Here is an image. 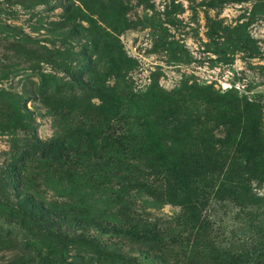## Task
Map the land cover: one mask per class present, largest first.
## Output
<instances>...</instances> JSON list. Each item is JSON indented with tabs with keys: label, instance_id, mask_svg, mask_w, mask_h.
<instances>
[{
	"label": "rangeland",
	"instance_id": "1",
	"mask_svg": "<svg viewBox=\"0 0 264 264\" xmlns=\"http://www.w3.org/2000/svg\"><path fill=\"white\" fill-rule=\"evenodd\" d=\"M192 124L264 197V0H0V264H163L157 229L170 261L264 264L261 205L209 195L202 229L179 204Z\"/></svg>",
	"mask_w": 264,
	"mask_h": 264
},
{
	"label": "trees",
	"instance_id": "2",
	"mask_svg": "<svg viewBox=\"0 0 264 264\" xmlns=\"http://www.w3.org/2000/svg\"><path fill=\"white\" fill-rule=\"evenodd\" d=\"M94 87L98 88V91L100 92V98L103 100L105 98V92L107 91V88L98 85H94ZM84 88L87 87L82 86L80 89L84 90ZM200 89H202V91H205L204 89L206 88L200 87ZM174 93H176V95L177 93L179 94V89H174L168 93H165L164 97H159V95L157 97V95H155L150 98H161L164 101L173 102L176 98L173 100V97H171V95H173ZM150 102L152 105H154V103L156 104V101H154L153 103V100L151 99ZM170 106L171 105H168L167 107L170 109ZM182 135L186 136V151L180 153L179 164L181 167H183L182 170L186 168L188 171H191L192 169L195 170L197 178L193 179V182L196 183L195 189L198 190L197 198H199L198 200L197 198H195L193 201L189 198L183 201H178L180 205L182 204L187 209V218L190 220L189 222L194 224L196 223L197 226H200L202 229L208 227V223L201 217V211L203 210L204 202L209 195H211L215 199H221L223 196H230L231 198L236 199L237 202L240 203V205H261V207L264 209V197H258L254 195L247 186H239V182L231 180L230 176L228 175V169L226 170V168H224V170L220 172V165L214 163L209 159L210 153L209 157L207 153L209 149L204 147V139H202L204 136V132H202L201 128H196L194 124H192V127H190V125H187ZM251 135L253 136L252 141L254 143L253 150L261 154L260 162L263 163V166L264 135L258 128H254ZM222 166L223 165H221V168ZM246 211L247 214H252L256 210H251L250 207V210L248 209ZM258 213L260 216H262V218L264 217V212L260 211ZM136 233H138L137 230L132 227V231H130L129 234L135 237ZM249 235L251 245L254 244L255 246H261L264 249V221L262 219L255 220V223L251 225ZM149 241L152 243V246L157 248L162 253V256H160L159 258H161L163 264H181L177 261H170L168 259L166 247H168L169 243L172 242V239L166 236L164 229H157L155 231V234L151 239H149ZM216 250L217 252L222 251L220 247L216 248ZM212 264H241V259H239V256L237 255L234 257L227 256V258H220V260Z\"/></svg>",
	"mask_w": 264,
	"mask_h": 264
}]
</instances>
